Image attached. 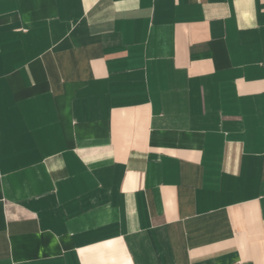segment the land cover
<instances>
[{
	"label": "crops",
	"instance_id": "crops-1",
	"mask_svg": "<svg viewBox=\"0 0 264 264\" xmlns=\"http://www.w3.org/2000/svg\"><path fill=\"white\" fill-rule=\"evenodd\" d=\"M0 264H264V0H0Z\"/></svg>",
	"mask_w": 264,
	"mask_h": 264
}]
</instances>
